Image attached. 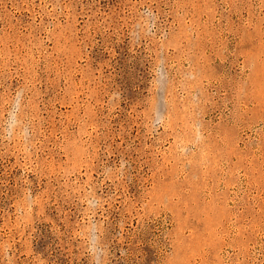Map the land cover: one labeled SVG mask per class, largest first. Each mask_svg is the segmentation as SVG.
Listing matches in <instances>:
<instances>
[{
    "label": "rangeland",
    "instance_id": "rangeland-1",
    "mask_svg": "<svg viewBox=\"0 0 264 264\" xmlns=\"http://www.w3.org/2000/svg\"><path fill=\"white\" fill-rule=\"evenodd\" d=\"M18 89L0 264H90L93 224L104 264H264V0H0V124Z\"/></svg>",
    "mask_w": 264,
    "mask_h": 264
},
{
    "label": "clouds",
    "instance_id": "clouds-1",
    "mask_svg": "<svg viewBox=\"0 0 264 264\" xmlns=\"http://www.w3.org/2000/svg\"><path fill=\"white\" fill-rule=\"evenodd\" d=\"M157 22V14L151 9H144L141 21L136 24L135 30L130 33V39H134L137 43H139L141 37L154 35V32L157 29ZM163 63V60L158 61L153 69L156 84L161 91L163 90L168 78L166 71L162 67ZM24 96V89H18L16 91L11 106L8 109L6 118L3 123L0 124V138L10 141L15 136L19 135L22 136L26 142L30 138V129L23 123L19 115L24 102ZM156 119H160L159 114L156 115ZM94 203V201H89L88 206L93 207ZM86 251L90 258V264H104L108 255V250L102 245L100 235L95 227V224L91 225L88 229ZM8 258L10 259V256Z\"/></svg>",
    "mask_w": 264,
    "mask_h": 264
}]
</instances>
